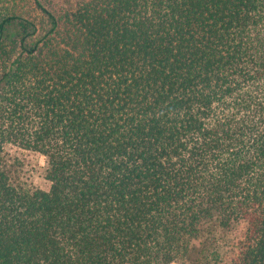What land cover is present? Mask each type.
I'll return each mask as SVG.
<instances>
[{"label":"trees","instance_id":"obj_1","mask_svg":"<svg viewBox=\"0 0 264 264\" xmlns=\"http://www.w3.org/2000/svg\"><path fill=\"white\" fill-rule=\"evenodd\" d=\"M174 263L264 264V0H0V264Z\"/></svg>","mask_w":264,"mask_h":264},{"label":"rangeland","instance_id":"obj_2","mask_svg":"<svg viewBox=\"0 0 264 264\" xmlns=\"http://www.w3.org/2000/svg\"><path fill=\"white\" fill-rule=\"evenodd\" d=\"M48 3H50V6L53 7L54 9L61 11V10H65L68 9L70 7V3L73 0H46ZM52 3V4H51ZM18 25L17 23H14L13 25H11L8 29V36H12L14 35L17 31H18ZM36 161L39 163L40 166H44L45 165V157L44 156H37ZM33 181L38 184V185H45V182L43 181V178L41 176H34ZM176 264V263H174Z\"/></svg>","mask_w":264,"mask_h":264}]
</instances>
